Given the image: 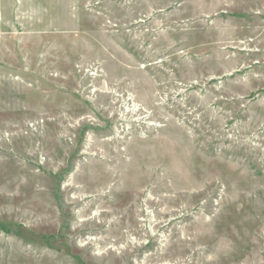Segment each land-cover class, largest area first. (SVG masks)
<instances>
[{"label": "rangeland", "instance_id": "rangeland-1", "mask_svg": "<svg viewBox=\"0 0 264 264\" xmlns=\"http://www.w3.org/2000/svg\"><path fill=\"white\" fill-rule=\"evenodd\" d=\"M0 264H264V0H0Z\"/></svg>", "mask_w": 264, "mask_h": 264}]
</instances>
